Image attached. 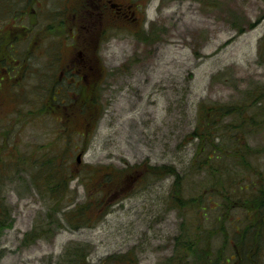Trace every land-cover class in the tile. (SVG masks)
Listing matches in <instances>:
<instances>
[{
  "label": "rangeland",
  "instance_id": "obj_1",
  "mask_svg": "<svg viewBox=\"0 0 264 264\" xmlns=\"http://www.w3.org/2000/svg\"><path fill=\"white\" fill-rule=\"evenodd\" d=\"M64 1L0 0V264H264L256 216L227 209L264 190V0H148L139 29L77 23L75 44ZM85 38L86 81L62 60ZM217 147L234 181L205 216ZM48 162L77 176L60 200L33 182Z\"/></svg>",
  "mask_w": 264,
  "mask_h": 264
},
{
  "label": "flooded vegetation",
  "instance_id": "obj_2",
  "mask_svg": "<svg viewBox=\"0 0 264 264\" xmlns=\"http://www.w3.org/2000/svg\"><path fill=\"white\" fill-rule=\"evenodd\" d=\"M148 6V0H65L63 3V10L57 13L58 18L63 21L74 22V33L76 34L72 38L74 44L76 42V36L81 34V29L77 23L82 22H110L119 24L124 28H140L143 24L145 17V10ZM25 7L21 10V16L18 19L22 21L27 15ZM33 25V24H32ZM93 28L85 29V34L94 33L97 29L96 24H93ZM21 28V26H20ZM26 33H22L20 39L27 44L33 46L32 40L28 42L27 38L32 29L24 27ZM106 30H100L98 38L102 37V34ZM86 36V35H85ZM19 38V37H18ZM98 41L93 39H83V44H79V50L69 52L68 56H62V60L67 62L68 69L71 71L73 76L80 78V80H87L88 76L90 79L94 77L99 71V65L96 56L89 53V47L94 44L98 45ZM31 48L30 45H28ZM74 48V47H73ZM32 52H36L34 48H31ZM31 51V50H30ZM30 51L28 52L30 54ZM25 62H27L25 60ZM8 64V62H7ZM11 65H9V68ZM82 71V74L80 73ZM63 75V74H62Z\"/></svg>",
  "mask_w": 264,
  "mask_h": 264
},
{
  "label": "trees",
  "instance_id": "obj_3",
  "mask_svg": "<svg viewBox=\"0 0 264 264\" xmlns=\"http://www.w3.org/2000/svg\"><path fill=\"white\" fill-rule=\"evenodd\" d=\"M8 1V0H7ZM10 1V0H9ZM12 4V3H10ZM17 15L15 16V21H16ZM0 81H3V77L0 78ZM207 113L209 112V110L206 111ZM211 113V119L213 121H216V119L226 116L225 111L223 108H219V109H211L210 110ZM254 115H256V113H253ZM223 131V126L220 125H215L211 132H215L219 135L221 134V132ZM212 153L209 155H207L206 158V165L208 167V171L211 172V175L213 178H215V180H212L211 183L209 185H207V187L205 188V193L207 195V197H209V205H205L202 207V210L204 211V215L207 216V209L211 210V211H216L218 209V207L220 206V200H226L228 199V195H227V188L226 185L229 184V182H233L234 179L233 177L230 176H224V169H223V161L225 156H227L225 154V152L222 150L221 147H217L214 148L212 150ZM52 162V161H50ZM44 163V169L42 170V172H39L38 175H36L35 177H33V182L36 183L38 182V179L40 178L43 182H45L46 186L52 188L53 190V195L58 197V200H60L61 198L65 197L68 191V188L70 186V183L75 180L77 178L76 175H69L66 172H63V170H61L59 168L58 164H55L53 162V165L50 166L49 163ZM248 161H245L241 164V166H243L244 164H246ZM157 170H159L158 168H154V167H150L149 170H147L143 175L144 176H138L139 177V181L141 180H145V178H153V177H157L160 175V173H157ZM160 170L163 171L162 168H160ZM164 170L166 171V174H171V171L167 168L164 167ZM221 172V174H219ZM220 183V184H219ZM230 183V184H231ZM224 185V186H221ZM255 183L252 182L246 186H238L239 189L242 190H249L250 192L252 191V186H254ZM254 193H258V195L252 196V198L248 197V199L246 201H244L243 203H241L240 201L237 202V205H229L227 207V209H231L234 208V210L236 208H243L244 206L247 208V213H251L254 216H256V221H252L253 223H255L256 225H258L259 230H257V228L255 230H257V232L255 231V234L252 236H248L246 239V243H248L247 241L251 240L252 242L255 241V237H257L259 239V235L262 234L264 232V190L261 188H258L256 191H253ZM215 198H217L218 202H216ZM229 200V199H228ZM208 201V200H207ZM247 202H253L252 205H249ZM245 204V205H242ZM1 206V205H0ZM209 206V208H208ZM106 210L104 211H100L99 215H104L106 214ZM2 212H0V225L2 223V217H1ZM264 234V233H263ZM254 243V242H253ZM247 248V246H246ZM243 249V251L237 255V259L240 260V262L246 260L249 258V254L247 252V250ZM233 259V257H229L227 259V262H229V260L231 261Z\"/></svg>",
  "mask_w": 264,
  "mask_h": 264
},
{
  "label": "water",
  "instance_id": "obj_4",
  "mask_svg": "<svg viewBox=\"0 0 264 264\" xmlns=\"http://www.w3.org/2000/svg\"><path fill=\"white\" fill-rule=\"evenodd\" d=\"M81 154H79L78 156H77V161H78V163H80L81 162Z\"/></svg>",
  "mask_w": 264,
  "mask_h": 264
}]
</instances>
